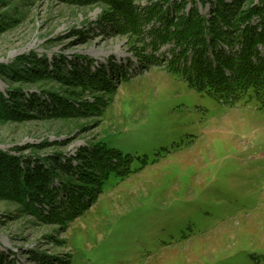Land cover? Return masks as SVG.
<instances>
[{
  "label": "rangeland",
  "instance_id": "rangeland-1",
  "mask_svg": "<svg viewBox=\"0 0 264 264\" xmlns=\"http://www.w3.org/2000/svg\"><path fill=\"white\" fill-rule=\"evenodd\" d=\"M102 10L0 0L1 65L22 71L29 67L18 62L22 56L49 66L59 58L63 65L88 60L114 87L112 94L76 88L71 97L79 103L102 95L109 102L101 116L0 122V149L70 157L105 140L130 167L112 170L92 205L63 227L0 200L4 263L264 264V103L223 101L139 60L134 38L103 29ZM14 88L44 98L43 90L69 94L53 79L0 74V90Z\"/></svg>",
  "mask_w": 264,
  "mask_h": 264
},
{
  "label": "trees",
  "instance_id": "trees-1",
  "mask_svg": "<svg viewBox=\"0 0 264 264\" xmlns=\"http://www.w3.org/2000/svg\"><path fill=\"white\" fill-rule=\"evenodd\" d=\"M59 1L99 5L104 30L134 38L139 60L162 65L190 88L223 101L254 97L264 103V0ZM163 46L167 50L161 52ZM17 60L29 67L20 71L0 64V74L18 82L53 79L67 86L69 94L43 90L44 98L25 95L18 88L0 90V122L101 116L109 101L99 95L91 102L78 103L71 98L77 96L75 89L114 92L111 75L99 68L91 71L88 60L85 66L77 58L69 65L59 58L50 66L41 57ZM123 76V82L128 81ZM13 149L15 153L0 149V200L20 205L45 224L61 227L92 205L112 170H130L128 156L105 140L70 157H25L17 154L18 147ZM0 264L11 261L4 263L0 253Z\"/></svg>",
  "mask_w": 264,
  "mask_h": 264
}]
</instances>
